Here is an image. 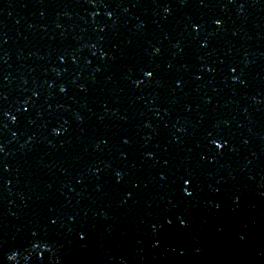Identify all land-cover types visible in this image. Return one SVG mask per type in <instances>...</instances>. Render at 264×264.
<instances>
[{"label": "water", "instance_id": "95a60500", "mask_svg": "<svg viewBox=\"0 0 264 264\" xmlns=\"http://www.w3.org/2000/svg\"><path fill=\"white\" fill-rule=\"evenodd\" d=\"M0 264H264V0H0Z\"/></svg>", "mask_w": 264, "mask_h": 264}]
</instances>
